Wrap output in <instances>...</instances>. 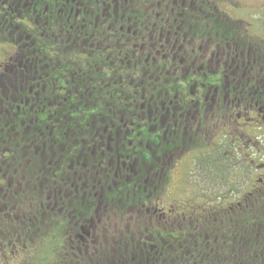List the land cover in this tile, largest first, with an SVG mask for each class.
<instances>
[{
  "label": "flooded vegetation",
  "instance_id": "obj_1",
  "mask_svg": "<svg viewBox=\"0 0 264 264\" xmlns=\"http://www.w3.org/2000/svg\"><path fill=\"white\" fill-rule=\"evenodd\" d=\"M109 1L0 0V99L10 104L13 81L25 84L27 97L28 85L41 79L28 76V63H43L46 53H57L62 37L76 42L77 33L91 31L60 27V14L79 21L89 15L83 6ZM143 1L158 8L170 3L165 11L145 12L154 19L144 30L154 43L133 46L151 52L139 63L142 70L159 74L141 79L164 82L166 93L136 105L131 134L121 127L119 144L134 135L127 147L134 153L132 164L123 160L125 149L108 159L113 143L108 139L88 142L93 165L90 157L86 165L76 158L58 162L55 193L70 197L65 208H73L78 196H94L82 204L83 211L94 214L77 219L79 230L66 238L58 263L107 264L110 253L119 264L131 259L141 264L152 256L150 264H264V31H252L248 0ZM108 31L102 32L103 51ZM56 85L58 95L66 93L59 78ZM7 153L0 146V195L13 190L12 179L20 177ZM83 167L89 174L79 172ZM143 169L149 201L142 210L136 204L125 219L97 218L109 173L123 171L139 180ZM178 171L187 199L166 202ZM238 180H243L239 186ZM142 212L152 223L145 246L163 251L141 252ZM110 224L118 225L113 236ZM19 253L7 244L0 249V262Z\"/></svg>",
  "mask_w": 264,
  "mask_h": 264
},
{
  "label": "trees",
  "instance_id": "obj_2",
  "mask_svg": "<svg viewBox=\"0 0 264 264\" xmlns=\"http://www.w3.org/2000/svg\"><path fill=\"white\" fill-rule=\"evenodd\" d=\"M144 3L110 0L106 5L94 3L93 8L83 6L89 15H83L79 21H69L60 14V27H84L91 31L77 33L76 42L62 37L57 53H46L43 63H28V76L41 79L28 85L27 97L25 84L13 81L10 104L0 99V146L9 149L7 155L12 157L13 171L17 168L20 173L19 178L12 179L13 190L0 195V249L12 243L21 252L11 255L12 260L5 264H65L63 259L58 263V251L65 252L62 247L66 238L79 230L75 225L80 215L94 214V210L82 208L89 196H78L73 208H65L70 197L55 193L58 162L76 158L86 165L91 148L88 142L108 139L113 142L108 159L118 149H125L127 155L123 160L129 165L133 163L134 153L127 147L134 135L130 140L126 136L125 143L119 144L123 138L121 127L126 125L124 134H131L128 126L135 124L136 105L166 93L164 82L141 79L158 78L159 74L142 70L144 65L139 63H145L151 52L133 46L154 43L144 31L152 28L154 19L145 12L165 11L170 3H161L160 8L158 4ZM48 26H53V19ZM109 29L108 50L103 51L102 32ZM58 78L67 89L61 95L57 94ZM33 86L36 89L31 93ZM90 162H96L92 154ZM87 169L83 167L79 172L89 174ZM115 173H109V189L99 198L103 208L99 219H125L136 204L142 210L149 201L144 169L139 180L123 171ZM141 221V252L163 251L145 246L146 239L152 237V223L143 212ZM109 226L113 236L118 225ZM107 259V264H119L117 255L113 258L109 253ZM152 259L153 256L142 258L141 264H150Z\"/></svg>",
  "mask_w": 264,
  "mask_h": 264
},
{
  "label": "rangeland",
  "instance_id": "obj_3",
  "mask_svg": "<svg viewBox=\"0 0 264 264\" xmlns=\"http://www.w3.org/2000/svg\"><path fill=\"white\" fill-rule=\"evenodd\" d=\"M248 10L247 13L249 15V21L252 22L253 26L251 27L252 31L254 33H260L264 31V0H248ZM262 12V14H261ZM244 9H237V14L243 15L245 14ZM263 33V32H262ZM184 167H182L181 170H183ZM183 179L181 175V171H178L174 174L172 177V182L169 186V193L165 196L166 202H170L173 200H179L187 199L185 198V194L182 191L183 185H182ZM243 183V180H238L237 185ZM186 186V185H185ZM2 262H0L1 264Z\"/></svg>",
  "mask_w": 264,
  "mask_h": 264
}]
</instances>
